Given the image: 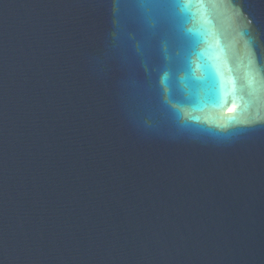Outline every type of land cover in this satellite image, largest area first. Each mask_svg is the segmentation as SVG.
Here are the masks:
<instances>
[{"label": "water", "instance_id": "obj_1", "mask_svg": "<svg viewBox=\"0 0 264 264\" xmlns=\"http://www.w3.org/2000/svg\"><path fill=\"white\" fill-rule=\"evenodd\" d=\"M0 264H264V0H0Z\"/></svg>", "mask_w": 264, "mask_h": 264}]
</instances>
